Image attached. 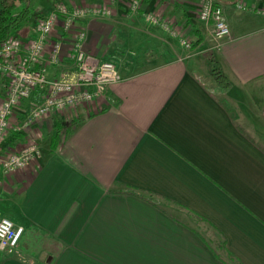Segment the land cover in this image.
<instances>
[{"label": "crops", "instance_id": "crops-1", "mask_svg": "<svg viewBox=\"0 0 264 264\" xmlns=\"http://www.w3.org/2000/svg\"><path fill=\"white\" fill-rule=\"evenodd\" d=\"M201 1L144 0L131 12L117 0L111 15L86 16L64 35L62 68L83 30V50L114 63L118 81L107 100L32 125L40 155L0 172V214L24 228L20 256L0 253V264H264V16L254 8L264 0H215L230 29L211 51L226 88L145 19L158 14L204 36ZM59 2L104 0H57L40 14ZM35 24L18 37H35ZM6 86L0 74V100ZM40 101L35 92L24 106ZM25 138L13 131L2 148Z\"/></svg>", "mask_w": 264, "mask_h": 264}, {"label": "built area", "instance_id": "built-area-1", "mask_svg": "<svg viewBox=\"0 0 264 264\" xmlns=\"http://www.w3.org/2000/svg\"><path fill=\"white\" fill-rule=\"evenodd\" d=\"M125 1L129 11L137 12L144 0ZM115 2L117 0H104L100 4L59 2L46 15L36 19L35 37L22 40L11 35L0 42V74L7 78L6 92L0 100V172L7 174L24 169L40 155L36 140L29 132L32 125L80 103L107 100L109 86L118 81V70L114 63L83 50L85 32L78 30L72 38L68 55L72 67L62 68L61 52L64 35L70 34L75 22L86 16H109ZM260 13L264 16L263 9ZM196 17L210 27L212 47L218 50L230 37L222 7L215 0H202ZM145 19L178 36L186 49L191 48L190 33L183 25L148 12ZM19 52H24V56L17 63L14 57ZM50 66L60 68L54 77L48 74ZM35 92L40 93L41 101L25 107V102L31 100ZM17 112L21 118L13 124L11 117ZM13 131L24 132L25 141L12 149L2 148ZM23 233V226L15 225L0 214V250L15 252Z\"/></svg>", "mask_w": 264, "mask_h": 264}, {"label": "trees", "instance_id": "trees-1", "mask_svg": "<svg viewBox=\"0 0 264 264\" xmlns=\"http://www.w3.org/2000/svg\"><path fill=\"white\" fill-rule=\"evenodd\" d=\"M44 15L38 14L34 17L36 20ZM32 17V7L28 3V0H0V42L7 39L9 36L14 35L16 29H21V27L30 23ZM193 27V35H198V27ZM199 37V36H198ZM201 42V38H197L194 45H198ZM212 62V60H211ZM210 75L213 80L223 88L229 85L227 76L222 72L220 67L214 62L213 67L210 71ZM61 125H54L55 135L51 137V146L54 147L57 141V135L61 129ZM221 250L227 253L226 248L221 245ZM217 257L222 259L221 255L215 252Z\"/></svg>", "mask_w": 264, "mask_h": 264}, {"label": "rangeland", "instance_id": "rangeland-1", "mask_svg": "<svg viewBox=\"0 0 264 264\" xmlns=\"http://www.w3.org/2000/svg\"><path fill=\"white\" fill-rule=\"evenodd\" d=\"M55 1H57V0H28V3L32 7V17H33V19L30 20V23H34V21H35L34 17L37 16L38 14L47 12V10L51 7V4ZM254 8L259 13V15H261L260 12L262 9L264 10V5H256V6H254ZM201 24H203V23L201 22ZM195 27H198V26L195 25ZM203 27H204V29H203L204 36L207 39L206 43H204V45H200V46H198V45L193 46L194 42L197 40V38H201V42H202L204 36L200 35V33L198 35L197 34L196 35H190L189 34V40L191 42V48L190 49H186L185 47L184 48H185L187 54L191 55L192 60H195L198 63V65H200L204 69L205 78H207V74L208 73L210 74V71H211L213 64H214V61L212 60L214 57H213V54L211 51H216V50L213 49V47H212L213 46V40H212L211 35H210V27L206 26L204 24H203ZM20 31H21L20 28L16 29L14 31V35L16 37L20 36V33H21ZM180 34H183V32H180ZM176 37L178 38V36H176ZM211 60H212V62H211ZM211 79L213 80L212 76H211ZM208 80L210 81V79H208ZM76 121H77L76 119H71L68 121L69 122L68 125L67 124L66 125L67 126L72 125ZM19 252H20L19 247L13 253H9L6 250H0V253H3L4 255H7V256H17L18 257V256H20ZM45 257H46V255H45Z\"/></svg>", "mask_w": 264, "mask_h": 264}]
</instances>
